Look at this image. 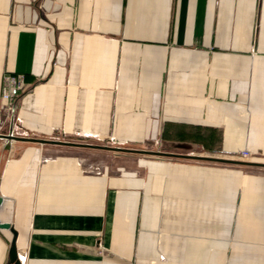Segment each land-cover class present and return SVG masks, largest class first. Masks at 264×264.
Returning <instances> with one entry per match:
<instances>
[{
  "label": "crops",
  "instance_id": "0c3cea01",
  "mask_svg": "<svg viewBox=\"0 0 264 264\" xmlns=\"http://www.w3.org/2000/svg\"><path fill=\"white\" fill-rule=\"evenodd\" d=\"M6 72L0 264H264V171L23 140L264 163V0H0Z\"/></svg>",
  "mask_w": 264,
  "mask_h": 264
},
{
  "label": "built area",
  "instance_id": "2783aa9c",
  "mask_svg": "<svg viewBox=\"0 0 264 264\" xmlns=\"http://www.w3.org/2000/svg\"><path fill=\"white\" fill-rule=\"evenodd\" d=\"M32 89V84L27 83L26 74L19 72L3 74L0 95V142L4 148L11 147L18 136L21 101L23 96ZM110 141L112 142L113 139L111 138ZM252 156L244 150L237 153L233 159L251 162ZM98 254L106 256L107 251L99 248ZM19 260L21 264H25L26 258L19 256Z\"/></svg>",
  "mask_w": 264,
  "mask_h": 264
},
{
  "label": "water",
  "instance_id": "95a60500",
  "mask_svg": "<svg viewBox=\"0 0 264 264\" xmlns=\"http://www.w3.org/2000/svg\"><path fill=\"white\" fill-rule=\"evenodd\" d=\"M23 140L42 143V144H56V145L67 146V147L103 149V150H109V151L119 152V153H135V154H141V155L163 156V157H170V158H177V159L207 161V162L220 163V164H226V165H242L246 167L264 168V163H253V162H247V161H240L236 159L176 154V153H169V152H162V151H150V150L133 149V148L111 147V146H103V145L92 144V143H81V142L60 141V140H41V139H31V138H24ZM14 237L15 238L13 240L12 248L10 250V257H9L8 264H21L19 260V255H18L16 246H15L16 233H14Z\"/></svg>",
  "mask_w": 264,
  "mask_h": 264
},
{
  "label": "rangeland",
  "instance_id": "374dc122",
  "mask_svg": "<svg viewBox=\"0 0 264 264\" xmlns=\"http://www.w3.org/2000/svg\"><path fill=\"white\" fill-rule=\"evenodd\" d=\"M78 139L74 138V137H65V138H62L60 141H71V142H78L77 141ZM93 142V141H92ZM82 143V142H81ZM91 143V142H90ZM94 144V143H92ZM137 149V148H136ZM149 150H153V151H161L163 149H161L160 147H150ZM253 157V156H252ZM254 158V157H253ZM252 159V158H250ZM184 160V159H183ZM237 160V159H236ZM193 161H197V160H193ZM199 162V161H198ZM203 162H207V161H203ZM207 163H213V162H207ZM248 169L250 170H257V171H264V168H260V167H247Z\"/></svg>",
  "mask_w": 264,
  "mask_h": 264
}]
</instances>
